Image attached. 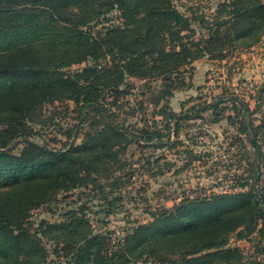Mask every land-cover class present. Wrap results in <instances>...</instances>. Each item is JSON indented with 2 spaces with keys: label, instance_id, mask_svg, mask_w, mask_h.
Instances as JSON below:
<instances>
[{
  "label": "trees",
  "instance_id": "trees-1",
  "mask_svg": "<svg viewBox=\"0 0 264 264\" xmlns=\"http://www.w3.org/2000/svg\"><path fill=\"white\" fill-rule=\"evenodd\" d=\"M174 1L0 0V264H264L258 255L231 247L237 234L239 241L258 240L256 252L264 253V207L254 186L239 193L184 198L118 242L112 232L94 233L83 206L65 213L60 223L43 221L35 233L31 230L32 211L63 193L83 189L93 198L98 191L105 193L100 178H111L114 166L124 167L120 154L130 145L145 148L160 139L154 131L128 130L108 111L111 95L114 104L127 95L123 88L129 78L171 82L204 57L224 61L232 51L250 52L263 42L264 0H228L212 21L185 16ZM223 11L227 17L221 18ZM195 21L208 30L198 41L191 40ZM166 95H172L170 86ZM262 95L264 87L254 111L235 97L229 101L242 118L240 132L248 135L245 123L251 131L248 140L252 145L253 139L256 149L252 181L264 206V145L259 141L264 119L257 126L248 120L260 111ZM225 101L209 106L214 122H220ZM65 102L74 103L80 116L91 103L106 113L90 108L81 129L68 133L66 148L58 150L32 124L42 122L46 105ZM196 109L190 112L196 115ZM160 113L168 129L174 121L178 135L179 115L164 108ZM85 124L90 129L82 143L69 149ZM20 145L24 147L17 152ZM102 200L108 217L121 201ZM45 241L53 244L52 252Z\"/></svg>",
  "mask_w": 264,
  "mask_h": 264
},
{
  "label": "rangeland",
  "instance_id": "rangeland-1",
  "mask_svg": "<svg viewBox=\"0 0 264 264\" xmlns=\"http://www.w3.org/2000/svg\"><path fill=\"white\" fill-rule=\"evenodd\" d=\"M227 1L177 0L174 6L187 17L196 15L212 21ZM113 17L118 24V13ZM219 17H227L226 12H221ZM192 26L195 34L191 40L198 41L208 35V30L198 21ZM173 79L166 82L163 79L129 78L123 88L127 95L121 96L116 104L114 95L109 97L107 109L116 123L137 134L142 130L157 132L160 139L145 148L130 145L126 152L120 154L124 167L114 166L115 174L111 178H100L105 193L98 191L96 198L83 194V189L63 193L53 202L32 211V232L37 231L41 222L60 223L66 219L65 213L83 206L88 209L85 215L94 233L112 232L113 239L118 242L137 225L152 221L154 213L171 209L184 198L239 193L255 187L252 173L256 149L248 140L252 134L250 129L248 135L240 132L242 118L229 98L235 97L248 104L251 111L256 109L258 93L264 87V40L250 52L232 51L224 61L204 57L184 68ZM169 86L172 95L163 98ZM262 98L260 111L248 116L255 126L264 119V95ZM219 99L226 100L221 104L226 110L220 122H214L215 116L209 106ZM194 107L199 112L196 115L190 112ZM162 108L167 114L179 115L181 128L178 135L174 121L170 123V129L166 127L168 120L161 115ZM88 110L85 109L80 116L72 102L46 105L42 122L32 124V127L52 147L63 150L66 148L64 143L68 141L67 134L75 128V132L81 129H77L78 125ZM94 120H98L97 115ZM101 125L97 123L96 128H101ZM89 129L85 124L83 132L75 137V145L82 143ZM259 139L264 145V138ZM23 147L20 145L17 152ZM114 181L120 182L115 188L112 186ZM243 183L248 185L247 188L241 187ZM104 197L109 201L121 199L114 205V214L110 217L104 210ZM44 245L52 252V243L45 241ZM257 245L258 240L239 241L237 234L231 237V247H239L244 255H258L263 260L264 253L256 252Z\"/></svg>",
  "mask_w": 264,
  "mask_h": 264
},
{
  "label": "water",
  "instance_id": "water-1",
  "mask_svg": "<svg viewBox=\"0 0 264 264\" xmlns=\"http://www.w3.org/2000/svg\"><path fill=\"white\" fill-rule=\"evenodd\" d=\"M238 103L241 104V102H240L239 100H238ZM90 108H97V109H99L100 111H102L103 113H106L105 110H104L101 106H99V105H95V104H93V103L88 104V105L86 106V110H88V109H90ZM81 122H82V121H81ZM81 122L79 123L78 128H79ZM245 125H246V129L249 130L248 127H247V124H246V123H245ZM74 143H75V137L73 138V140H72V142H71V145H70L69 149L73 146ZM252 145H253V147L255 148V143H254L253 139H252ZM46 148H47V147H46ZM52 152H54V153H56V154H62V153H65L66 151H52ZM254 190H255V195H256V197H257L258 202L260 203V205H262V207H264L263 204H262V200H261V197H260V195H259L258 188H257V185H256V184H255V188H254Z\"/></svg>",
  "mask_w": 264,
  "mask_h": 264
},
{
  "label": "crops",
  "instance_id": "crops-1",
  "mask_svg": "<svg viewBox=\"0 0 264 264\" xmlns=\"http://www.w3.org/2000/svg\"><path fill=\"white\" fill-rule=\"evenodd\" d=\"M263 40H264V38H263ZM262 43H263V42H262ZM262 43H261V44H262ZM261 44H260V45H261ZM253 49H255V48H253ZM253 49H252V50H253ZM252 50H251V51H252Z\"/></svg>",
  "mask_w": 264,
  "mask_h": 264
}]
</instances>
